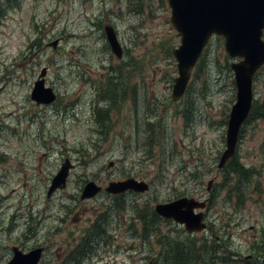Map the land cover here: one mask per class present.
<instances>
[{"label":"rangeland","instance_id":"obj_1","mask_svg":"<svg viewBox=\"0 0 264 264\" xmlns=\"http://www.w3.org/2000/svg\"><path fill=\"white\" fill-rule=\"evenodd\" d=\"M3 9L0 264L14 245L24 251L45 245L42 264H209L205 252L197 255L203 239L222 253L215 264H248L250 253L264 264V251L257 256L254 249L264 229L263 117L242 124L230 160L254 168L250 176L232 173L220 187L228 170L218 163L236 101L233 59L222 37L208 44L175 101L173 49L181 37L167 0H16ZM107 23L118 33L122 58L106 40ZM44 67L46 86L57 92L49 106L31 98ZM254 89L260 109L264 66ZM66 158L74 164L67 185L48 196ZM128 178L148 182L150 190L81 197L91 180L105 187ZM210 181L215 201L207 218L215 229L195 238L153 217L161 216L156 204L185 191L203 198ZM238 194L246 197L239 207ZM150 221L144 235L140 223Z\"/></svg>","mask_w":264,"mask_h":264},{"label":"water","instance_id":"obj_2","mask_svg":"<svg viewBox=\"0 0 264 264\" xmlns=\"http://www.w3.org/2000/svg\"><path fill=\"white\" fill-rule=\"evenodd\" d=\"M172 8L171 23L181 36V44L173 49L177 61L178 76L174 78L172 99L177 101L186 92L192 70L211 37L221 35L225 39V49L233 61L230 67L234 73L236 101L233 104L226 131V147L220 156L218 168L222 169L235 155L241 126L248 119L254 102V78L258 69L264 65V0H168ZM105 34L113 53L121 58L123 47L116 30L105 26ZM58 40L52 45L56 47ZM44 67L34 84L31 98L38 104H49L56 99L51 87L45 85ZM112 165V163L110 164ZM69 158L62 163L53 177L47 192L51 196L57 189L65 188L70 169ZM212 184V181L209 182ZM149 184L135 178L109 182L105 191L111 194L125 193L129 190L147 191ZM102 190V186L91 180L85 184L81 197L92 198ZM205 206L194 198L183 197L167 203H158L156 210L165 217L184 223L189 232L205 228L203 213L195 214L194 208ZM13 257L7 264H38L43 247L24 252L13 246Z\"/></svg>","mask_w":264,"mask_h":264},{"label":"trees","instance_id":"obj_3","mask_svg":"<svg viewBox=\"0 0 264 264\" xmlns=\"http://www.w3.org/2000/svg\"><path fill=\"white\" fill-rule=\"evenodd\" d=\"M15 1L16 0H0V19L2 18V16L5 15L6 10H4L3 8L8 7L11 8L15 5ZM258 102V101H257ZM257 102H254L251 114H250V118H254L256 116H261L264 118V102H261V108L257 109L256 105ZM151 136V135H150ZM149 137V136H148ZM148 144L151 148V137L147 140ZM225 169H227V172H224L223 174V179L224 181L222 183H220V186L225 185V183H227L229 180H231L233 178L232 173L238 174L239 177L241 178H245L248 179V177L250 176V173L252 172V170L254 168L252 167H246L243 163H241L238 160H235L233 163L232 162H228V165L225 166ZM224 171V169H223ZM239 185L236 184V187H238ZM231 195V194H230ZM245 196L243 195H236V201H237V206L239 207L240 205H243L244 200H245ZM228 200H230V197L228 198ZM119 200L116 199V203H118ZM214 228V226H212ZM215 229V228H214ZM254 249L255 252H257V256H260V252L264 251V239L261 238V240L256 241L255 245H254ZM206 253V257L209 256V258H207V262L209 264H213L214 260H215V256L216 254H218V259L221 260V256L222 253L219 250V248L217 247H210L209 245H207L206 242H204L202 248H201V252H199L197 255L200 256V254L202 253ZM174 254V253H173ZM255 256V253H252ZM173 258H176V254H174L172 256ZM203 260V259H202ZM185 264H189V263H185Z\"/></svg>","mask_w":264,"mask_h":264},{"label":"flooded vegetation","instance_id":"obj_4","mask_svg":"<svg viewBox=\"0 0 264 264\" xmlns=\"http://www.w3.org/2000/svg\"><path fill=\"white\" fill-rule=\"evenodd\" d=\"M201 189H202V188H201ZM202 191H203V190H202ZM181 196H191V195L188 194V193L185 191V192L182 193V194H178L177 197L174 198V199H177V198H179V197H181ZM208 196H209V197H208V207H207V209L205 210V218H206V220H207V228L204 229L203 231L199 232V233H194V234L188 233V232L186 231V229H185V226H184L183 224H180L179 222L175 221V220L172 219V218H165V217H162V216H160V215H156V214H154L153 217H155V218L159 217L160 219L174 222L175 225L179 228V229L176 231L177 234H181L182 232H184V233H186V235H187V234H188V235H192V236H194L195 238L199 236L198 234L205 235V234L208 233V230L211 229V225H212V223L208 221L207 214H208V211H209V209H210V207H211V203H213V202L215 201V200H214L215 193H214V192H211ZM202 197H203V194H202ZM174 199H173V200H174ZM171 201H172V200H171ZM167 202H169V201H167ZM156 222H157V220L155 221V223H156ZM139 223H140V222H139ZM137 225H138L137 223H133L132 229L135 230V228H136ZM151 226H152V225H151V221L149 222V224H144V223L141 224V223H140V227H141V230H142V232H143L144 235H146V234H150V233H151ZM262 232H263V234H262V238L264 239V229H263ZM201 235H200V236H201ZM202 239H203V238L200 239V243L202 242ZM172 240H173V239H172ZM172 240H170V241H172ZM170 255H171V253H170ZM249 257H251V255H249ZM153 263H154V262H153ZM153 263H152V264H153ZM157 264H158V263H157Z\"/></svg>","mask_w":264,"mask_h":264}]
</instances>
